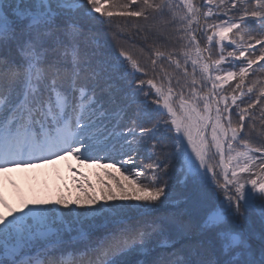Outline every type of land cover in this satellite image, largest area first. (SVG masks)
Here are the masks:
<instances>
[{
    "label": "snow or ice",
    "instance_id": "snow-or-ice-1",
    "mask_svg": "<svg viewBox=\"0 0 264 264\" xmlns=\"http://www.w3.org/2000/svg\"><path fill=\"white\" fill-rule=\"evenodd\" d=\"M113 17L158 20L147 60L183 77L137 76L147 69L98 32ZM258 61L264 0H0V172L71 154L119 161L132 189L113 176L120 194L104 203L0 214V264H264V89L237 103ZM237 78L239 95L218 92ZM170 168L190 196L173 197Z\"/></svg>",
    "mask_w": 264,
    "mask_h": 264
},
{
    "label": "trees",
    "instance_id": "trees-1",
    "mask_svg": "<svg viewBox=\"0 0 264 264\" xmlns=\"http://www.w3.org/2000/svg\"><path fill=\"white\" fill-rule=\"evenodd\" d=\"M201 2L202 0H194V3L197 4ZM101 6L105 7L106 5H101ZM112 19L114 21V25L111 30H108L106 26H98V32L101 35L102 40L107 42V45L114 54L118 55L119 47L122 45L123 47L127 48L134 55V57H136L139 60V62L143 67L147 69L148 77H144L143 73H137V76H140L141 78H145V79L153 78L159 84L161 82V78H163L167 73L171 77L173 85L176 84V80L178 78L177 73H179L180 78L183 77L182 70H177L174 64L169 65L166 59L164 60L163 63L158 64L155 73L152 71V66L150 64V61L147 60V57L150 55L151 47L154 46L151 44V36L155 35V32L153 30V32L150 34V40L148 42L144 40V36L148 32L149 26L158 23V20L149 19L145 21L143 18H124V17H113ZM115 34H119V36L124 37L125 39L118 40ZM196 34L198 37L200 36L199 32ZM168 35L171 37H175V32L171 27L168 28ZM226 35L232 37L233 34L226 33ZM164 43L167 45V50L169 51H171L173 48H175L177 51H179L180 49V44L178 42H175L174 39L164 41ZM225 43L227 44L228 41H225ZM201 46L202 47L204 46L203 40H201ZM258 47L259 46H257V48ZM161 50H165V49L161 48ZM228 50L231 49H226L225 55L227 54ZM214 56H218V53L214 52ZM179 58L183 59L182 56H180ZM236 63L239 64L240 61H236ZM262 63H264V61H258V63L253 66V70L250 71L249 75L245 78L244 91L247 92V88L252 87L253 92L249 93L248 95L240 97V99L237 101V103L241 104L242 107L246 106V102L249 100L250 97L252 99H255V97L259 95V91L261 89H264V70H261L259 67L260 64ZM228 67H229L228 62H225V64L221 65L222 69H227ZM187 68L189 72L188 80L190 82L191 73H192V66L190 62L187 65ZM129 71H131L130 68ZM236 71H238V69H236ZM220 74L223 75V72H221ZM197 78H198V73H197ZM237 82H238V78L237 80L229 81L227 84L223 86V89L218 90V92L223 91V93L225 95H228L229 97H231V95H239V90H237V92H232V89L235 87V84ZM197 87H199V85H197ZM210 87L211 85H209V88ZM241 101L245 103L242 104ZM229 104H231L230 98H229ZM220 106L223 107L222 104ZM260 107L261 105L258 104L255 109H252L250 111L256 112L257 116H259ZM161 119H163V117H161ZM259 123H260L259 120H257L258 126ZM253 142H257L255 137H253ZM79 163L82 165L84 171L76 175L75 178L71 179L68 184H65L64 187L62 186L61 187L62 189L60 188L61 191L59 192V194L58 193L56 194V199H54L52 203H49L45 206L61 207V209L64 210L62 208V205H57L56 202L66 201L70 207H76L77 210H82L84 207H87L88 197H93L99 200L100 203H104L103 197H105L109 193V190H111L116 195L120 194V191L116 186V180H119L121 184L125 186L126 190L130 194L132 193V189L128 186L127 182L123 178L124 175H128V173L124 172V169L120 167L119 161H117L114 167H109L108 165L111 164V161L104 159H101L98 162L80 161ZM128 167H132V165H129ZM140 167H142V165H140ZM117 168H120V171H117L116 170ZM169 173L172 176V180L170 181V183L174 185L173 197L175 199H183L185 197L190 196L192 191L191 185H184L179 183L178 177L176 176L172 168L169 169ZM113 176L116 177V180L112 179ZM131 178L132 177H130V179ZM207 198L209 202H214V196L212 194H208ZM161 199H163V197ZM134 202L135 201H129V203H134ZM108 203H114V202L109 201ZM7 205L9 208H5V209H7L10 212L11 207L8 203ZM39 206H44V205H39ZM173 207L174 205L170 203L166 208H162L160 210V213L158 214H162L166 211H169ZM251 219L254 224L257 223V219L255 216H252Z\"/></svg>",
    "mask_w": 264,
    "mask_h": 264
},
{
    "label": "rangeland",
    "instance_id": "rangeland-1",
    "mask_svg": "<svg viewBox=\"0 0 264 264\" xmlns=\"http://www.w3.org/2000/svg\"><path fill=\"white\" fill-rule=\"evenodd\" d=\"M79 162L75 155H65L48 163L0 172V214L10 217L12 213L26 211L25 205L52 203L61 187L84 171ZM7 203L11 207L10 212L5 209L9 208Z\"/></svg>",
    "mask_w": 264,
    "mask_h": 264
}]
</instances>
